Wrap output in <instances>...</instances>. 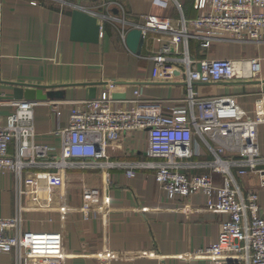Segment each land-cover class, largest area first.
I'll return each mask as SVG.
<instances>
[{
  "label": "crops",
  "instance_id": "crops-1",
  "mask_svg": "<svg viewBox=\"0 0 264 264\" xmlns=\"http://www.w3.org/2000/svg\"><path fill=\"white\" fill-rule=\"evenodd\" d=\"M0 5V118L4 124L12 112L8 105L14 102L13 84L64 91L63 100L36 102L34 109V142L46 146L50 156L60 154L56 132L68 126L71 104L88 100L89 85L95 88L94 99L119 102L112 106H124L113 96L129 98L135 89L144 99L162 101L165 112L182 104L186 85L176 76L170 82H154L152 59L168 47L172 71L179 70L180 77L183 45H172L170 35L148 32L140 55H135L126 48L124 35L142 26L147 16L195 19L194 0H0ZM75 9L98 18L96 43L72 37ZM201 42L188 39L192 61L227 59L248 74L245 62L259 59L254 80L192 86L202 98L233 95L252 115L255 101L262 97L264 102V33L258 43L225 37L212 39L203 49ZM257 143L264 156V123L257 129ZM146 147V131H132L122 134L107 153L112 161H141ZM197 159L211 157L202 152ZM107 174L108 179L100 170L25 171L20 186L28 194L20 202L13 174L1 175L0 217L12 218L20 207L24 230L60 233L59 264H209L206 256L186 259L183 255L216 243L227 213L208 209V198L202 193L167 199L153 171L140 170L132 179L122 169ZM214 179L220 184L219 175ZM236 182L244 192H257L259 214L264 217V189L259 188L258 177H236ZM0 264H15L14 255L0 254Z\"/></svg>",
  "mask_w": 264,
  "mask_h": 264
},
{
  "label": "built area",
  "instance_id": "built-area-1",
  "mask_svg": "<svg viewBox=\"0 0 264 264\" xmlns=\"http://www.w3.org/2000/svg\"><path fill=\"white\" fill-rule=\"evenodd\" d=\"M195 19L147 16L140 26L148 32L170 35L172 45H183L179 62L186 85L182 104L164 111L162 101L144 99L135 89L132 97L112 106L111 99L81 100L71 104L68 126L59 129L60 154L52 157L48 148L34 142L35 101H14L4 124L0 118V176L13 174L17 200L23 195L20 183L25 171L33 170H125L128 178L138 171H153L156 183L167 199L202 193L208 209L228 214L216 243L206 249L183 255L208 257L209 264H264V217L259 214L256 191H242L236 177L256 175L264 189V156L259 152L257 129L264 123V102L255 101L252 115L244 111L233 95L199 97L194 83L211 84L254 80L259 59L245 63L248 74L227 59L192 61L188 56L189 38L202 40L207 48L212 39L231 37L238 43L260 42L264 33V0H194ZM0 5V18H1ZM164 47L153 57L152 80H173V64ZM112 87V85L110 86ZM3 101L0 100V105ZM59 116L60 113L57 112ZM146 131V158L141 161H112L107 150L122 134ZM13 146V152L10 147ZM206 153L211 159H197ZM191 171H205L191 173ZM220 176V184L214 179ZM20 207L12 218L0 217V254H13L15 264H59L63 239L58 232L24 230Z\"/></svg>",
  "mask_w": 264,
  "mask_h": 264
},
{
  "label": "water",
  "instance_id": "water-1",
  "mask_svg": "<svg viewBox=\"0 0 264 264\" xmlns=\"http://www.w3.org/2000/svg\"><path fill=\"white\" fill-rule=\"evenodd\" d=\"M117 14V12H114ZM100 26L98 25V18L86 12L75 9L72 13V37L84 39L87 42L96 43L99 37ZM144 35L140 26L132 27L125 32L124 43L126 48L135 55H140L141 47L143 45ZM179 70L172 71V75L179 78ZM195 84V83H194ZM13 100L14 101H35L44 102L47 100H63L65 96L64 91H60L57 87H42L37 85L13 84ZM88 100L95 98V88L89 85ZM124 100L126 97L113 96Z\"/></svg>",
  "mask_w": 264,
  "mask_h": 264
}]
</instances>
